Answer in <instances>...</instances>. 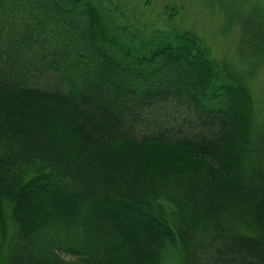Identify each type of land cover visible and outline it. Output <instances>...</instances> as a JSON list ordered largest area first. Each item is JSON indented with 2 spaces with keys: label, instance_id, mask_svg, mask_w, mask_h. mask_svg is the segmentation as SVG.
Segmentation results:
<instances>
[{
  "label": "trees",
  "instance_id": "16d2710c",
  "mask_svg": "<svg viewBox=\"0 0 264 264\" xmlns=\"http://www.w3.org/2000/svg\"><path fill=\"white\" fill-rule=\"evenodd\" d=\"M152 1L0 0V264H264V0Z\"/></svg>",
  "mask_w": 264,
  "mask_h": 264
},
{
  "label": "rangeland",
  "instance_id": "374dc122",
  "mask_svg": "<svg viewBox=\"0 0 264 264\" xmlns=\"http://www.w3.org/2000/svg\"><path fill=\"white\" fill-rule=\"evenodd\" d=\"M226 3V0H153L143 12L147 18L148 15L154 17L165 5L176 6L178 14L174 23L194 29L204 38L214 56L243 67L238 54L239 24L227 18L222 9ZM250 86L260 118L264 111V66L259 67Z\"/></svg>",
  "mask_w": 264,
  "mask_h": 264
}]
</instances>
